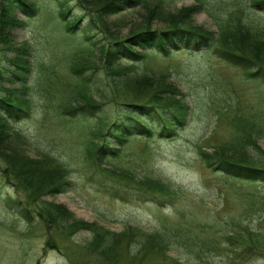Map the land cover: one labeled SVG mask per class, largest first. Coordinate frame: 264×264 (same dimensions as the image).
<instances>
[{"label":"rangeland","instance_id":"obj_1","mask_svg":"<svg viewBox=\"0 0 264 264\" xmlns=\"http://www.w3.org/2000/svg\"><path fill=\"white\" fill-rule=\"evenodd\" d=\"M88 1L83 7L80 0H65L72 6L71 16L84 15L80 31L67 32L58 0H32L38 11L13 32V45L30 50L31 72L22 94L30 100L28 114L12 125L28 137L29 158L50 153L68 166L70 184L58 194L32 197L12 172L6 173L7 165L0 158V264H106L82 249L91 232L68 233L63 220L51 224L40 216L45 200L110 231L137 226L171 236L173 242L165 253L149 248L136 253L139 247L126 239L118 261L111 264H264V182L227 174L206 163L200 152V147L210 152L245 138L249 161H262L264 166V79L218 56L216 46L193 49L179 43L180 48L169 45L165 54L147 48V57L137 63L120 60L123 74L119 68L109 70L106 60L97 57L101 45L130 37L135 30L147 29V24L156 30L168 28L170 24L160 18L167 12L173 20L185 22L190 8L192 12L193 6L203 4L191 13L193 22L217 38L223 25L259 11L250 0H165L160 17H153L151 10L159 0H147L106 14L105 28L96 20L93 5L108 0ZM111 8L112 4L107 7ZM2 47L0 41V91L20 85L17 78L6 77L12 70L10 59L18 51ZM72 62L84 69L93 92L97 87L105 90L94 95L100 108L94 116L61 110L69 99L73 104L80 97ZM146 74L153 78L155 90L163 80L179 90L177 97L189 106L187 121L170 137L131 136L111 154L109 150L120 147L111 127L129 122L123 107L137 111L153 93L145 91L148 96L137 99L149 87L133 81ZM91 142L95 144L90 146ZM99 145L107 150L97 156ZM154 181L169 192L151 189L147 182L155 185Z\"/></svg>","mask_w":264,"mask_h":264},{"label":"trees","instance_id":"obj_2","mask_svg":"<svg viewBox=\"0 0 264 264\" xmlns=\"http://www.w3.org/2000/svg\"><path fill=\"white\" fill-rule=\"evenodd\" d=\"M58 1L60 2L61 16L65 22L67 32L82 30L84 27H81V23L83 22L84 15L75 13L71 16L70 11L72 6H68L65 0ZM84 1L89 2L88 0H80V6H86ZM146 1L108 0V3H103V5H96V7L93 5V14L102 27L105 26L106 28L107 24L103 21V17L106 14H117L128 8H135ZM164 2L165 0H159L155 6L156 8L151 10L153 17H160L158 14L165 8L163 6ZM249 2L259 13H251L246 19L239 16V19L231 20L232 22L220 28V34H218L217 38H214L212 33L204 28V26L196 25L193 22L191 13L203 5L198 4L192 7V12L190 8V12L185 15V19H187L185 22L180 18L173 20L172 14L167 12V17L160 18L168 23V25L170 24L168 28L156 30L151 29L149 24H147V29L141 28L135 30L130 34V37L128 36L124 39L114 38L110 44L101 45L97 57L106 60L105 62L108 63L109 70L119 68V74H123L122 70H124V67L121 66L122 61L120 60L128 61L131 64L137 63L147 57V48L165 54L170 51L169 45H172L174 48H180L179 43H182L184 47L193 49L216 46L218 48V56L225 60L229 59L231 64L245 66L253 71L254 76H260L264 79V0H250ZM109 3L113 5V8L107 9L110 5ZM36 11L38 9L32 0H0V41L3 45L2 48L18 51L10 59L9 64L12 66L10 67L12 70L7 72L8 76L6 77L9 81H13L12 77H10L13 76L19 80L20 84L18 87H5L3 91H0V158L7 165V172H5H12L20 187L24 188L29 195L32 194V197L41 198L43 195H54L66 190L70 181L68 166L56 156L50 153H42L36 159L29 158L27 151L28 137L23 132L16 130L12 125L13 122L20 121L21 118L26 117L28 114L26 109H29L27 108L28 105L30 107V100L26 95L23 96L22 94L26 93L24 88L31 72L30 63L27 58L30 50L28 46L17 48L13 45V32L17 28L26 26ZM89 23L88 21L85 28H87ZM90 46L94 49L95 42L90 44ZM93 54L96 55V53ZM71 68L74 72L73 74L79 80L77 89L79 90L80 97H77L76 104L68 103L74 101L73 99H69L68 102L61 105V110L73 113L75 110L78 112V115L94 116L100 111V108L98 109L99 106L95 105L98 101L95 102L94 95L101 92L104 93L105 90L96 86L97 91L93 92L91 86L86 84L85 76L87 74L83 73L84 69L80 65L78 66L77 62H72ZM124 76L120 75V77ZM162 78H167V75H163ZM162 78L160 80H163ZM143 80L146 83H142L144 82ZM152 80L153 78L146 74L133 81L139 82V87H149L144 88L139 93L137 99L146 98L148 93L145 91L151 90L153 93L149 96L147 103L137 106V111L131 113L129 109L123 107L122 111L124 114H127L129 122L122 120L114 123L111 127L110 132L119 139L120 143H117L120 144V147H113L112 150H109V153L114 154L119 152L122 145L131 136L154 137L155 135H167L170 137L171 135H176L177 126L187 121L189 106L185 105L180 97H177L176 92L179 90L166 80H163L155 90V87L151 88ZM67 114L70 115V113ZM244 136L250 138L252 134L246 133ZM244 139L224 143L210 152L208 149L200 147V152L206 156V163L210 164V166H215L227 174L237 176L242 180L264 182V166L260 164L262 161L260 163L259 161L257 163L249 161L248 148ZM94 144V142H91L90 146ZM253 145L257 146V142L254 140ZM96 150L97 154H95L98 156L99 152L104 154L107 147L99 145L98 148H95V152ZM147 184L155 191L169 192L159 181H154L155 185L149 182ZM11 201L15 202V200ZM16 202L21 204L20 201L16 200ZM42 206L39 211L40 216L42 218L46 216L51 224L58 220H63L67 231L69 230L68 233L76 232V230H88L91 232V237L82 249L90 254H97L106 264L118 261L120 246L126 239L131 244H134L136 248L139 247L136 253L139 250L143 252L148 248L159 253H165V249L173 242L167 232H147L140 227L129 226L126 231L118 233L110 231L97 221L77 218L68 208L61 204L45 200ZM129 253L130 256L135 254ZM199 254L200 256L202 255L200 251ZM142 261L145 262V260ZM137 262L140 263L141 261Z\"/></svg>","mask_w":264,"mask_h":264}]
</instances>
